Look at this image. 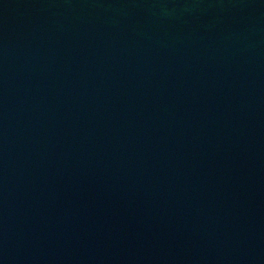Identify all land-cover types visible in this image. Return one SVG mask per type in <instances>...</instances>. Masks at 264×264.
Here are the masks:
<instances>
[{
  "label": "water",
  "instance_id": "water-1",
  "mask_svg": "<svg viewBox=\"0 0 264 264\" xmlns=\"http://www.w3.org/2000/svg\"><path fill=\"white\" fill-rule=\"evenodd\" d=\"M0 264H264V0H0Z\"/></svg>",
  "mask_w": 264,
  "mask_h": 264
}]
</instances>
